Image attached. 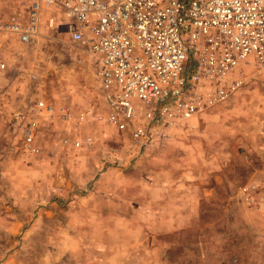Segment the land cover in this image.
<instances>
[{
  "label": "rangeland",
  "instance_id": "rangeland-1",
  "mask_svg": "<svg viewBox=\"0 0 264 264\" xmlns=\"http://www.w3.org/2000/svg\"><path fill=\"white\" fill-rule=\"evenodd\" d=\"M54 35L0 41V264H264V67L246 58L224 103L140 145L93 118V59ZM30 98L71 113L42 120L37 153L12 120Z\"/></svg>",
  "mask_w": 264,
  "mask_h": 264
},
{
  "label": "built area",
  "instance_id": "built-area-1",
  "mask_svg": "<svg viewBox=\"0 0 264 264\" xmlns=\"http://www.w3.org/2000/svg\"><path fill=\"white\" fill-rule=\"evenodd\" d=\"M44 29L93 59L103 105L93 118L140 145L224 103L246 58L264 67V0H28L23 17L0 19V41L30 46ZM55 116L71 119L43 98L13 111L30 152L42 120Z\"/></svg>",
  "mask_w": 264,
  "mask_h": 264
},
{
  "label": "crops",
  "instance_id": "crops-1",
  "mask_svg": "<svg viewBox=\"0 0 264 264\" xmlns=\"http://www.w3.org/2000/svg\"><path fill=\"white\" fill-rule=\"evenodd\" d=\"M28 1V0H27ZM25 8H26V6L24 7V9H23V15H24V11H25ZM23 15H22V17H23ZM14 42H16L15 40H11V41H9L7 44H13Z\"/></svg>",
  "mask_w": 264,
  "mask_h": 264
}]
</instances>
